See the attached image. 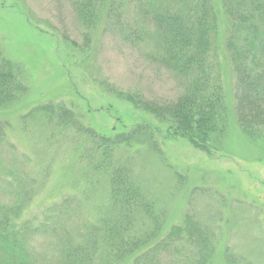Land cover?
I'll use <instances>...</instances> for the list:
<instances>
[{
  "label": "rangeland",
  "instance_id": "374dc122",
  "mask_svg": "<svg viewBox=\"0 0 264 264\" xmlns=\"http://www.w3.org/2000/svg\"><path fill=\"white\" fill-rule=\"evenodd\" d=\"M77 1L0 0L1 52L19 67L28 88L18 104L0 114L9 123L7 141L0 145V202L11 204L24 193L21 219L52 222L55 235L43 233L33 242L40 264H60L57 257L62 258L68 238L74 240L72 248L84 244L89 264H130L111 258L103 243V223L120 211L109 189L116 172L155 204L162 233L190 215L214 236L212 264H224L225 252L233 264H264V138L250 139L236 120L237 78L225 50L224 16L213 59L222 66L228 123L208 154L100 84L160 102L181 93L184 80L156 62L150 44L134 37L140 25L149 26L141 9L148 11L144 2L149 0H128L120 20L99 22L87 42ZM157 1L178 7L182 0ZM44 105L64 106L99 135L131 133L139 125L151 134L138 132L106 157L104 145L39 112ZM143 211L134 215L128 241L145 229L152 232L155 223ZM194 249L171 245L160 264H194L199 259Z\"/></svg>",
  "mask_w": 264,
  "mask_h": 264
},
{
  "label": "trees",
  "instance_id": "16d2710c",
  "mask_svg": "<svg viewBox=\"0 0 264 264\" xmlns=\"http://www.w3.org/2000/svg\"><path fill=\"white\" fill-rule=\"evenodd\" d=\"M126 6L128 0H78L76 17L87 30L85 41L99 22L108 23L114 17L120 20L119 12ZM141 6L139 2L138 7ZM144 6L148 7V11L141 9L149 26L140 25L134 37L139 43L150 44L156 62L184 80L181 93L174 100L160 102L138 92H125L107 82H101V86L166 123L170 135L181 137L211 154L214 141L225 135L228 123L222 66L213 59L224 16L225 50L237 78L236 120L250 139L264 138V0H182L178 7L149 0ZM27 90L19 67L3 55L0 45V114L18 104ZM38 111L48 118L54 116L59 125L72 127L104 145L102 154L106 157L110 156L112 147L131 140L138 132L148 133L145 126L139 125L131 133H116L113 137L99 135L92 128L84 127L76 114L62 105H44ZM8 127L9 123L0 118V145L7 141ZM0 167L3 169L1 159ZM123 180L126 182L122 183ZM20 186L18 182L17 188ZM109 189L120 204L118 216L103 223V243L109 248L111 258L130 264H160L163 253L171 245L187 243L199 253L194 264L213 263L216 247L211 237L214 236L192 216L187 215L183 223L174 224L162 233L155 204L149 202L131 180L116 172L110 178ZM25 208L26 199L21 192L11 204L0 202V264H40L33 242L43 233L55 235L51 230L52 222L23 221L21 216ZM139 208L155 226L152 232L145 229L144 235L128 241L135 227L132 219ZM73 242L70 238L64 241L62 258L58 255L57 260L60 264H89L84 244L77 242L72 248ZM224 264H233L228 252H225Z\"/></svg>",
  "mask_w": 264,
  "mask_h": 264
}]
</instances>
